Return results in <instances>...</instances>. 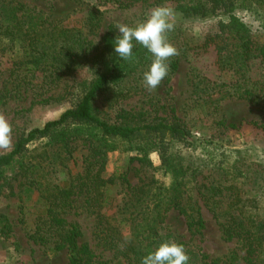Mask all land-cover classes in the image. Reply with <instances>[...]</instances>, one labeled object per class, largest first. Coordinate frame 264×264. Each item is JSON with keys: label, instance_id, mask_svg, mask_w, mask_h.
<instances>
[{"label": "rangeland", "instance_id": "obj_1", "mask_svg": "<svg viewBox=\"0 0 264 264\" xmlns=\"http://www.w3.org/2000/svg\"><path fill=\"white\" fill-rule=\"evenodd\" d=\"M10 1L42 13L56 27L79 30L83 35L88 33V13L98 10L101 26L96 36H89V39L97 43L108 30L113 29V34L104 40L106 44H114V38L119 34L116 28L118 23L134 25L157 5L171 7L175 14V29L168 33V39L179 54L166 63L169 65L171 61H176L177 70L171 72L169 69L161 85L149 92L142 82L143 72L148 69L153 57L147 49L133 41V48L137 49L133 60L121 65L119 81L114 83L115 89L111 87L101 94L94 108L97 115L109 123L127 115L133 118V123L143 124L168 116L173 105L176 115L193 135L192 144L173 142L166 145L169 160L168 165L164 166L157 151L149 152L144 158L146 163L142 164L133 161L140 158L133 143L110 140L109 149H112L106 154L103 176L124 175L126 182L120 180L108 188L107 194L114 206L108 215L116 217L117 209L128 198L127 185L137 187L153 181L157 194L174 188L176 184L187 189L199 184L233 183L243 198L256 200L258 208L250 210L257 213L260 219L264 218V132L248 124H264V108L235 95L240 84L239 81L235 83L237 77L229 69L220 70L214 46L204 45L206 37L216 31L217 22L226 20L228 15L219 14L207 20L185 18L180 11L187 3L171 0H0V4ZM230 15L250 30L256 47L264 45V0L239 2ZM23 60L18 41L0 38V91L9 75L10 86L16 85L14 75L25 72L22 66H18ZM246 71L251 88L262 89L264 62L251 59ZM85 75L86 67L77 68L71 75L51 84L37 73L31 82L27 80L31 85L26 83L20 86V93L8 101L0 100V112L13 129V145L20 134L42 128L45 123L58 119L65 110L70 109L76 100L64 92L73 83L76 85L83 81ZM118 88L128 91L127 97L110 103L113 90ZM203 89L205 91L201 92ZM77 90L79 88L71 89L72 92ZM229 124L240 127L230 129L227 127ZM12 148L0 149V154L9 153ZM68 150L71 155L63 162L61 158L65 152L62 144L48 139L35 140L26 146L20 158L4 169L0 189V264L68 263L66 251L52 252L28 239L36 216L43 210L44 201L40 192L28 187L24 171L25 167L36 164L42 157L45 161L43 165L50 171L42 184L49 183L48 188H51L62 183L81 172L87 164V146L82 141L70 143ZM196 195L195 189L190 196L195 200L199 198ZM83 201V196L77 195L74 209L67 216V220L76 224L81 232L79 243L86 244L101 261L126 264L97 244L94 236L95 219L83 208ZM198 209L204 223V227L198 231L193 227L188 228L185 219L177 212L170 211L167 214L166 222L174 241L185 244L184 249L200 251L209 260L218 259L220 264H228V258L233 253L242 257V244L237 240L223 241L218 221L212 213L201 202H198ZM238 264L244 263L239 260Z\"/></svg>", "mask_w": 264, "mask_h": 264}, {"label": "trees", "instance_id": "obj_2", "mask_svg": "<svg viewBox=\"0 0 264 264\" xmlns=\"http://www.w3.org/2000/svg\"><path fill=\"white\" fill-rule=\"evenodd\" d=\"M171 1L187 3L180 12L189 19L207 20L219 14L228 15L226 20L217 22L216 31L206 37L204 45L214 46L220 70L229 69L237 77L235 83L239 81L240 84L235 95L264 108V87L252 89L246 77L249 60L264 62V45L256 47L250 30L230 15L237 3L247 0ZM45 17L18 2L0 4V38L19 42L24 60L18 66H22L25 71L14 75L15 86H10L8 76L0 91V100L8 101L20 93L18 90L23 85H31L28 81L35 79L37 73L51 84L71 75L77 68L86 67L87 75L82 78L83 81L76 85L73 83L64 92L76 100L70 109L65 110L58 119L45 123L42 128L20 134L12 150L0 154V189L4 169L20 158L26 146L35 140L48 139L62 144L65 152L61 158L63 162L71 155L69 144L80 140L87 146V164L74 177L70 176L51 188H48L49 183L42 184L50 173L49 168L43 165L45 161L42 157L36 164L24 168L28 187L40 192L44 201L43 210L36 216L28 239L52 252L66 251L69 256L67 264H108L97 259L86 244L79 243L81 232L78 226L67 220L68 214L74 209L75 197L82 195L83 208L95 219L94 236L97 244L126 264H141L142 257L161 242L174 240L166 222L170 211L181 215L188 228L193 227L198 231L204 227L198 209V202H201L218 221L221 239L225 242L237 240L242 244L243 256L233 253L228 258V264H238L239 260L244 264H264V218L260 219L257 213L250 210L258 208L256 200L243 198L233 183L199 184L187 189L176 184L174 188L158 194L153 181L137 187L127 185L128 198L117 209L116 217L108 215L114 209L113 200L107 194L108 188L117 181L126 182L124 175L103 176L106 154L112 149H109L110 140L133 143L140 157L133 161L144 164L146 155L157 151L161 164L167 166L169 154L166 145L173 142L191 145L193 135L176 115L173 105L168 116L150 123H133V118L127 115L118 117L112 123L99 117L94 108L95 101L106 90L111 87L115 89L114 83L119 81V69L125 62L115 53L112 42L104 43L113 34V29L95 43L89 36L95 37L100 29L101 15L98 10L88 13L86 35L79 30L56 27ZM132 51L134 55L137 49L133 48ZM177 68L176 61L169 63L171 72ZM78 88L76 92L71 91ZM127 93L121 88L113 90L109 102L125 99ZM248 124L264 132V124ZM227 127L238 129L240 126L229 124ZM184 172L183 176L186 175ZM195 189L199 198L193 200L190 194ZM185 251L189 256L188 264H220V260H209L200 251L189 248Z\"/></svg>", "mask_w": 264, "mask_h": 264}, {"label": "clouds", "instance_id": "obj_3", "mask_svg": "<svg viewBox=\"0 0 264 264\" xmlns=\"http://www.w3.org/2000/svg\"><path fill=\"white\" fill-rule=\"evenodd\" d=\"M174 15L171 7L157 5L134 25H116L119 34L114 38V51L121 59L133 60V41L147 49L153 57L148 69L143 72L142 82L149 92L156 90L168 75L169 65L166 61L179 54L168 39V33L175 29ZM12 132L11 124L0 112V149L12 148ZM188 261L189 256L183 245L168 240L142 257L141 264H188Z\"/></svg>", "mask_w": 264, "mask_h": 264}]
</instances>
